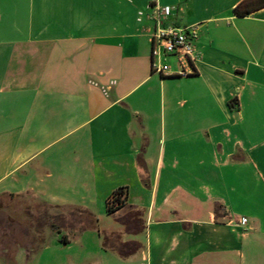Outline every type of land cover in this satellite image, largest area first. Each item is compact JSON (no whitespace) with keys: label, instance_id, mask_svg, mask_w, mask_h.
Wrapping results in <instances>:
<instances>
[{"label":"crops","instance_id":"1","mask_svg":"<svg viewBox=\"0 0 264 264\" xmlns=\"http://www.w3.org/2000/svg\"><path fill=\"white\" fill-rule=\"evenodd\" d=\"M242 1L0 0V193L110 219L90 258L14 264H264V7ZM153 4L199 25L194 75L152 72ZM122 187L140 231L106 212Z\"/></svg>","mask_w":264,"mask_h":264},{"label":"rangeland","instance_id":"2","mask_svg":"<svg viewBox=\"0 0 264 264\" xmlns=\"http://www.w3.org/2000/svg\"><path fill=\"white\" fill-rule=\"evenodd\" d=\"M174 62L172 58L171 63ZM129 213L126 208L125 214ZM97 217L99 224L81 207L52 205L32 195L0 193V264H14L20 247H25L30 255L45 246L35 258L41 261L90 258L97 248V233L91 230L82 234V230L102 229L110 223L105 213ZM64 236L69 243L62 242Z\"/></svg>","mask_w":264,"mask_h":264},{"label":"built area","instance_id":"3","mask_svg":"<svg viewBox=\"0 0 264 264\" xmlns=\"http://www.w3.org/2000/svg\"><path fill=\"white\" fill-rule=\"evenodd\" d=\"M174 7L153 4L148 18L153 22L150 34L151 69L160 76L194 75V63L199 59L196 43L199 38V25H180L172 21ZM175 59L177 70L171 71L167 58ZM247 222L246 218L242 223Z\"/></svg>","mask_w":264,"mask_h":264},{"label":"trees","instance_id":"4","mask_svg":"<svg viewBox=\"0 0 264 264\" xmlns=\"http://www.w3.org/2000/svg\"><path fill=\"white\" fill-rule=\"evenodd\" d=\"M264 7V0H243L240 4L235 8V13L240 16H246L251 14L252 12ZM232 105V102H230ZM11 196H16L11 194ZM127 208L130 209L129 214H125L122 218H120V222L124 225L127 230L140 231L141 226L143 225V212L136 208L135 206L128 205L127 203V190L122 187L113 192V194L108 198L106 203V212L108 215H113L120 209ZM90 216L94 217L95 222H98V219L92 214L89 213ZM57 232L60 233V229H57ZM115 238H112V237ZM103 245L107 248H111L117 251L122 256H128L132 254L134 251L138 249V244L135 242H123L121 241V237L118 234L113 235H103ZM63 243H68V239L66 236L62 239ZM9 248L6 247V251Z\"/></svg>","mask_w":264,"mask_h":264}]
</instances>
